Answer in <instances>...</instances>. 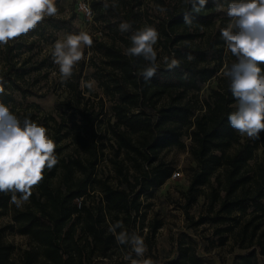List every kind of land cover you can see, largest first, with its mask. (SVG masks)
I'll return each mask as SVG.
<instances>
[{"label":"trees","instance_id":"16d2710c","mask_svg":"<svg viewBox=\"0 0 264 264\" xmlns=\"http://www.w3.org/2000/svg\"><path fill=\"white\" fill-rule=\"evenodd\" d=\"M230 2L207 0L196 12L186 0H88L91 20L112 37L108 43L93 40V50L109 67L104 68L101 84L113 100V122L107 120V133L116 182L96 176L105 147L97 134L102 112L82 106L80 64L62 82L69 98L56 106L69 119L56 122L44 116L36 120L55 142L58 163L44 170L43 179L22 208L11 203L10 193H0V216L9 215L11 221L0 227V264H102L115 250H126L129 246L117 244L109 225L122 221L124 230L134 232L147 207L144 199L151 198L173 174L160 155L172 148L184 150V137L189 139L188 152L194 163L182 194L184 213L191 220L189 210L199 199L206 213L190 225L219 227L215 231L218 246L232 238L242 251L232 264H264V162L255 160L258 151L264 155V132L256 140L243 137L227 119L236 101L224 72L236 57L226 48L220 30L230 23L226 14ZM73 20L74 16H47L6 45V72L0 75L5 92L0 100L8 108L14 91L23 99L35 95L28 82L42 69V64L34 65L28 59L17 63L16 57L24 50L32 51L36 38L49 41L53 32H70ZM121 22H130L133 32L154 27L159 33L156 45L166 60L175 58L179 66L169 70L163 62L151 80L145 81L139 73L146 62L127 55L132 32L121 33ZM260 67L264 70V64ZM210 83L214 85L201 94ZM25 117L22 114L21 120ZM28 118L34 121L32 114ZM69 145L71 151L66 152ZM97 189L100 198L88 204ZM160 227L161 223L153 222L150 234L154 236ZM7 230L28 239L16 258L15 246L5 239ZM209 263L198 254L193 240L182 237L174 257L159 264Z\"/></svg>","mask_w":264,"mask_h":264},{"label":"clouds","instance_id":"9594fccd","mask_svg":"<svg viewBox=\"0 0 264 264\" xmlns=\"http://www.w3.org/2000/svg\"><path fill=\"white\" fill-rule=\"evenodd\" d=\"M193 11H200L207 0H186ZM107 8L109 5L104 4ZM56 0H0V45L29 33L45 16L57 14ZM230 23L220 30L226 48L236 57V62L226 67L225 77L230 81L229 90L236 101L235 110L228 116L231 128L250 139H260L264 132V0H231L227 5ZM185 20L191 23L188 16ZM121 33L132 32L127 55L142 57L146 66L139 73L150 81L158 70L157 44L159 33L152 26L132 31L130 22L119 24ZM92 37L86 33L67 34L58 39L53 48L54 63L59 66L62 82L73 76L75 65L84 58L83 46L90 48ZM165 63L169 70L179 66L172 58ZM5 81L0 79V95L4 94ZM91 87V85H88ZM56 144L49 137L48 129L25 117L13 114L0 100V193L11 194V203L21 207L29 201L32 189L43 179L44 170L52 169L58 160ZM19 194V195H18ZM117 229H122L117 232ZM108 231L119 245L129 246L124 256L129 264H156L147 257L148 246L144 239L124 230L122 221L110 224Z\"/></svg>","mask_w":264,"mask_h":264},{"label":"rangeland","instance_id":"374dc122","mask_svg":"<svg viewBox=\"0 0 264 264\" xmlns=\"http://www.w3.org/2000/svg\"><path fill=\"white\" fill-rule=\"evenodd\" d=\"M87 4L88 0H56L57 14L52 17L68 19L74 16L72 22L73 29L67 33L53 32L52 38L48 37L49 41L36 38L33 40L37 46L32 51L24 50L16 57L17 63L22 60H29L30 63L42 64V69L37 75H32V79H29L33 96L27 95L25 99L21 98V95L14 91L11 94L14 100L11 103L9 109L18 118L21 119L23 114L29 117L33 115L34 121L42 119L44 116H52L56 122H60L61 118L69 119L67 113H63L57 110L56 106L59 102L69 98L68 92L62 85L59 66L54 63L53 60V48L58 39H64L67 34H79L81 32L88 33L93 40L102 42H110L112 40L111 35L101 25L94 24L93 21L83 15V12L79 10V4ZM47 17V16H45ZM30 42V41H28ZM12 43L9 41L8 44ZM6 45H0V75L6 72V65L4 61V49ZM154 48L157 51L158 66L162 65L166 60L165 54L155 45ZM84 58L78 62L75 67L78 68L80 64H83L82 71V106H85L87 110H93V112L101 111L99 119L101 123L97 129L101 142L105 146L103 149V156L100 158L99 165L97 167L96 176L102 181H109L115 183V173L112 165L109 161L113 155V149L109 134L107 133V120L110 123L111 119V106L113 100L110 96L104 93L102 83V76L109 69L104 64L103 58L99 53H95L93 45L88 48L83 46ZM106 68V71L105 69ZM103 69V70H102ZM88 85H91L89 87ZM213 83L205 85L201 91V94L209 90L208 88L213 86ZM29 87V88H30ZM236 104L234 105L235 109ZM49 126H54V122L48 121ZM104 131V132H103ZM106 131V133H105ZM243 137L245 135H242ZM185 145L184 150H178L175 148L166 150L160 157L163 162L173 168V173H176L174 179L170 178L163 186H161L154 195L149 199H144V205H147L142 210V216L140 217L134 233L140 235L145 244L148 246L147 257H151L156 264L165 262L174 257L177 241L182 237H189L196 244L197 252L200 256L210 261L209 264H232V260L236 255L242 254V251L238 250L234 245L233 239L229 238L224 246H218V236L215 231L219 227H215L210 223H204L197 227H192L191 221H198L199 218L205 216V207L203 206V200L199 199L188 213L191 218L188 219L184 213L185 201L182 194L185 192L191 174V169L194 163L188 152L189 139L183 138ZM69 142L63 143L68 145ZM71 146L65 150L71 151ZM256 161L264 162V155L261 151L256 154ZM87 203L96 204L99 197V190L90 194ZM26 202L22 204V208ZM13 204V203H12ZM15 205V204H13ZM16 206V205H15ZM153 222L161 223V227L156 231L155 235L150 234V227ZM10 216H0V227L10 225ZM5 239L12 243L16 248L15 258L19 254L20 250L25 248L28 243V239L25 236L18 235L12 230L5 231ZM129 247L125 249H117L111 256L109 261L101 262L102 264H129L125 261L124 256L129 252Z\"/></svg>","mask_w":264,"mask_h":264},{"label":"built area","instance_id":"2783aa9c","mask_svg":"<svg viewBox=\"0 0 264 264\" xmlns=\"http://www.w3.org/2000/svg\"><path fill=\"white\" fill-rule=\"evenodd\" d=\"M79 10H81L83 12V15L85 17H87L89 20L92 18V13L91 10L89 9L88 5L83 3V4H79ZM176 177V173L174 172L171 175V178L174 179ZM80 202H78V207H79Z\"/></svg>","mask_w":264,"mask_h":264}]
</instances>
